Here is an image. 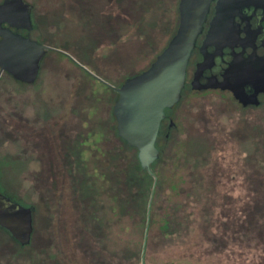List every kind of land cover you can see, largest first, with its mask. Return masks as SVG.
<instances>
[{
  "label": "rangeland",
  "instance_id": "1",
  "mask_svg": "<svg viewBox=\"0 0 264 264\" xmlns=\"http://www.w3.org/2000/svg\"><path fill=\"white\" fill-rule=\"evenodd\" d=\"M26 1L57 53L32 85L0 74V193L33 226L27 247L0 228V264H264V105L184 97L148 168L117 135L113 90L166 48L180 0Z\"/></svg>",
  "mask_w": 264,
  "mask_h": 264
},
{
  "label": "water",
  "instance_id": "2",
  "mask_svg": "<svg viewBox=\"0 0 264 264\" xmlns=\"http://www.w3.org/2000/svg\"><path fill=\"white\" fill-rule=\"evenodd\" d=\"M214 0H180L178 27L166 48L140 75L129 78L114 91L118 98L112 108L119 138L137 151L140 163L148 168L158 156L155 143L164 111L180 99L185 71L195 41ZM251 0H217L216 16L211 22L206 45L222 38L234 16ZM0 11L10 13V27L30 29V7L21 0H7ZM17 14H20L19 17ZM18 22L20 24H18ZM0 22V73L15 80L35 82L39 63L48 49L2 28ZM0 228L5 229L21 246L31 242L32 211L0 193Z\"/></svg>",
  "mask_w": 264,
  "mask_h": 264
},
{
  "label": "flooded vegetation",
  "instance_id": "3",
  "mask_svg": "<svg viewBox=\"0 0 264 264\" xmlns=\"http://www.w3.org/2000/svg\"><path fill=\"white\" fill-rule=\"evenodd\" d=\"M5 1L7 0H0V6ZM21 1L30 7V29L10 27L7 22V20L10 21V13L5 11H0L1 27L40 44L47 36L45 34L46 30L38 29L39 25L34 23L32 19V3L26 0ZM216 1L214 0L210 6L202 32L197 37L194 49L188 60L180 99L172 108L164 111V119L160 123L155 143L158 154L157 143L160 135L165 132V137H168V134L175 126L170 116V111L175 109L184 97L196 95L221 96L229 99L237 108L243 110L255 109L264 105V0H251L247 6L242 7L234 16L230 28L224 36L217 42L206 45L211 22L216 16ZM35 2L41 5L42 0H35ZM19 15L17 14L18 17ZM18 24L20 23L18 22ZM49 25L54 26L52 23H49ZM44 47L48 49L39 63L38 74L42 60L47 54L55 52L51 51L46 45ZM6 74L9 75L8 73ZM9 76L14 79L11 75ZM20 83L25 85L34 84ZM121 141L128 145L122 139Z\"/></svg>",
  "mask_w": 264,
  "mask_h": 264
},
{
  "label": "trees",
  "instance_id": "4",
  "mask_svg": "<svg viewBox=\"0 0 264 264\" xmlns=\"http://www.w3.org/2000/svg\"><path fill=\"white\" fill-rule=\"evenodd\" d=\"M133 150H135L134 148H132Z\"/></svg>",
  "mask_w": 264,
  "mask_h": 264
}]
</instances>
